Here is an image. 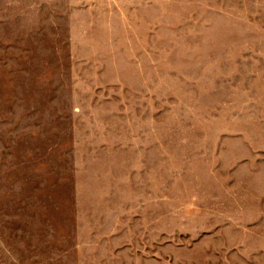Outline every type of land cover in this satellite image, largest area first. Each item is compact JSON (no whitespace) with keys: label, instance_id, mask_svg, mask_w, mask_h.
I'll use <instances>...</instances> for the list:
<instances>
[{"label":"rangeland","instance_id":"rangeland-1","mask_svg":"<svg viewBox=\"0 0 264 264\" xmlns=\"http://www.w3.org/2000/svg\"><path fill=\"white\" fill-rule=\"evenodd\" d=\"M0 264H264V0H0Z\"/></svg>","mask_w":264,"mask_h":264}]
</instances>
